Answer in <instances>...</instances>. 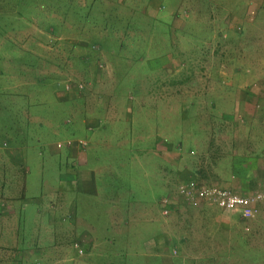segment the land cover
Masks as SVG:
<instances>
[{"label":"rangeland","instance_id":"rangeland-1","mask_svg":"<svg viewBox=\"0 0 264 264\" xmlns=\"http://www.w3.org/2000/svg\"><path fill=\"white\" fill-rule=\"evenodd\" d=\"M5 1L10 10L17 7L16 0ZM81 1L36 0V3L43 5L36 24L39 26L40 21V26L46 30L41 36V43L44 46L52 45L58 48V68L61 69L57 82L58 96L65 92L63 72L67 71L77 80H84L82 69H88L95 62L84 61L78 55L82 39L75 38L72 43V39L68 37L70 34L81 33L85 25L97 20L94 26L102 31L100 33L102 37L85 40L96 44L93 48L101 57L102 65L98 67L100 75L97 76L105 84L98 89L97 86H89L84 94L92 92L94 95L110 96L120 101L117 104L122 111L119 112L122 118L115 122L102 119L107 124L104 127L99 125L97 128L100 132L91 135L87 133L85 125L87 120L85 118L90 115L87 117V114L82 113L86 104L83 102L84 99L74 98L72 101L64 98L42 105L36 102V106L40 108L38 115H42V119L39 120L37 117L31 121L20 118L21 114H16L15 105L4 101L0 111L7 115L0 118V127L9 126L15 130L19 124L28 125L26 135L24 132L18 135L7 134L6 145L11 150L22 142L26 144L32 170V174L27 176V190L34 188L36 191L40 188L45 191L53 190L55 184L50 182L55 178L56 170L61 164L65 167L71 166V163L66 164L68 159L64 155L69 147V139L88 140L92 136L93 144L90 143L86 147V152L89 156V168H94L97 172L96 188L91 191L92 194L76 192L74 195L76 206L72 213H68L69 218L74 221L75 228L83 229L80 232L87 234L96 231L110 237L106 247L105 245L101 247L102 250H109L103 252V256L115 259L110 264H158L156 257H150L153 259L150 262L139 257L136 260L132 258L130 253L132 248L127 245L131 240L128 237L130 233L128 229H122L121 238L115 237L117 228L114 227L116 225L112 219L113 213L120 207L113 206L116 204L123 207L129 193L139 195L141 189H137L135 185L142 184L146 177L154 179L153 184L160 181L158 178L161 177V170L165 169V163L163 168L159 167L162 159L153 152L151 146L162 138L168 139V136L176 142L168 151L171 161L182 159L184 169H192L196 163L193 157L200 153L195 149V154H191L188 147L200 145L198 139L202 140L207 134L210 135L204 143L211 148L209 154L211 165L208 172L205 167L200 169L201 173L198 176L203 179L224 184L231 179V169L237 170L239 177L250 175L252 168L258 169L257 165L248 166L243 163L242 157H245L247 150L258 152L261 147L257 144L264 140V85L257 86L258 81H263L264 84V0H163L160 3L158 0H96L92 12H89L92 7H88L87 12L84 11L79 16L77 12L83 10ZM70 4L74 8V13L70 10ZM148 4L154 6L161 4L158 5L160 6L158 18H151L145 14L151 8ZM55 8L58 18L51 14ZM170 13L177 14L183 21L168 20ZM209 16L214 21H209ZM246 16L249 17V21H245ZM5 20L0 21V27L12 23L10 17ZM70 21L80 27L71 29ZM16 23L20 22L15 21ZM105 25L107 30L103 32ZM47 32L55 36H50L52 39L48 38ZM31 40V37L26 36L24 46H28ZM9 42L13 45L12 41ZM19 42L21 46L22 41ZM100 52L103 54L100 55ZM89 57L96 59L93 55ZM171 57L174 58L173 62L169 61ZM12 58L15 59L11 67L21 71L22 64L32 62L33 56L16 54ZM210 59L212 64L209 66ZM10 76L12 75L7 72L4 78ZM97 76L94 72L89 76V80L91 82L97 80ZM197 77L202 80L207 77L218 80L221 94L210 101L200 102L195 96L184 94L187 87L183 85V81L192 82ZM226 79L234 80L235 86L225 84ZM239 84L241 86L238 87ZM51 87L53 86L49 89ZM233 89H239L241 92L245 90L250 96L246 101L241 99V92L237 96H230L233 95ZM227 92L230 93L229 96ZM232 98H239L241 101H230ZM97 104L98 101H90L91 106ZM209 109L217 112L215 118L205 117L206 110ZM226 111H235L236 116L240 115L234 118L220 116V112ZM248 111L255 113L254 116L244 117L249 114ZM12 112L17 116H10ZM93 117L97 121L96 117ZM254 137L257 143L249 141ZM3 140L4 137L0 134V144L5 142ZM60 143L62 147H59ZM38 157L40 162L44 163L40 172ZM253 157H256L255 154ZM232 158H238L239 161L229 165ZM255 160L256 163L257 159ZM142 168L147 170L146 176ZM65 177L67 179V174ZM175 181L178 183V179ZM173 184L172 182L171 185ZM242 186V183H239V187ZM153 188L151 203L155 206L153 207L155 222L147 231H141L142 234L155 233L158 224L164 219L161 213H157L155 202L156 197H160L161 201L165 194L159 185H154ZM174 188L178 192V186L174 185ZM188 207L187 205L177 207L168 216L170 224L168 243L162 249V253L169 257L170 264H179L178 260H181L182 264H216L214 257L212 261L200 262L199 255L204 253L224 257L230 249L237 255L233 257L231 264H258V252L264 255V229L260 230L264 224L263 219H253L249 222L251 230H245L239 216L228 217L219 212L217 216L215 212L196 217ZM46 217L42 214V219L39 217V220L44 221ZM216 218H219V222L215 220ZM25 219L26 221H22L21 224L24 240L31 239L35 234L40 238V235L48 232L45 222L41 223L35 217L27 218L26 215ZM213 221L226 222L232 228L208 229ZM203 227L204 229H201ZM205 232L212 234L217 239V244H201L203 238L207 237ZM200 233L204 236L199 235ZM231 238L234 241L232 246L221 245V242ZM241 239L247 241V244L242 243ZM72 242L68 249L66 248L69 254L84 257L88 252V245H82L84 253L81 255Z\"/></svg>","mask_w":264,"mask_h":264},{"label":"crops","instance_id":"crops-1","mask_svg":"<svg viewBox=\"0 0 264 264\" xmlns=\"http://www.w3.org/2000/svg\"><path fill=\"white\" fill-rule=\"evenodd\" d=\"M90 1L91 0L81 1L80 5L83 7V10L78 11L77 15L81 16L84 11L87 12L88 7H92V9L89 10V12H92L96 0H92L91 3ZM158 1V3H160L163 0ZM16 2L17 7L13 10H10L6 6V1L0 0V21H6L5 19H7L8 17H10V20L12 21V23L3 24L0 27V108L2 107L1 105L4 101H9L15 105L14 107L17 110L16 114H21L20 118H24L25 120L30 119L31 121V119H37L38 117L39 120H41L42 115H38L40 112V108L39 106H36V102L39 103V105H42L45 103L50 104L57 100L61 101L64 98H68L72 101L74 100V98H78L79 100L84 99L83 102L86 103L83 106L82 113L87 114V117L90 115L88 118H85L87 119L85 121L87 133L94 135L97 132H100L97 127H99V125L100 127H104L107 124L103 121L105 119L111 122H115L116 120L120 121L122 116L119 114V112L121 110L117 104V102L120 101L110 96L105 97L103 95H94L92 94V92L84 94V91H87L89 86H97L98 89L105 84V82L101 81L98 77L100 75L99 68L102 67V65L100 64L101 57L94 51L93 48V46L96 44L95 42L85 40L95 38L97 36L102 37V35L100 34L102 31L94 26L97 24V20H93L90 25H85L84 30L81 31V33L76 35L70 34V36L68 37V39H72V43L75 38L79 37L80 39H82V41H80L81 50H78V55L84 61L95 62L88 69H82L81 72H84V80H77L73 77V75L68 74L67 71L63 72L65 73V75H63L65 82H61H64L65 84V92L59 94L58 96L57 82H59L58 77L61 74V69L59 70L58 68L59 64L57 60L58 48H54L55 46L52 45H42L41 36L46 30H44L42 26H40V21L39 26H37L36 24L37 16L41 15V9L43 5L41 6V3H36V0H16ZM70 5V10L72 13H74V8L72 4ZM158 5L154 6L152 4H148V6H150L151 8H149V11L145 14L151 18H158V13L160 11V6ZM51 14L56 18L59 17L56 8L52 10ZM211 18L212 17L209 16L208 20L214 21ZM171 19L173 21H175L176 19H178L180 22L183 21V19H181V17L177 14L170 13V17L168 20ZM15 21L20 23L15 24ZM26 21L27 25H25ZM245 21H249L248 16H246ZM69 25L73 30L74 28L78 29L80 27V25L78 26V24L73 23V21H70ZM106 30L107 26L105 25L103 27V32H105ZM114 33L118 32L114 31ZM26 36H29L32 39L31 42H29L28 46H24ZM46 36L48 38H51L55 35L48 34L47 32ZM104 36L105 34H103V37ZM120 36H122V34ZM9 41H12L13 45H10ZM19 41H22L21 46L19 45ZM8 45L10 47H8ZM209 48H211V46H209ZM54 50L57 52H53ZM16 54H21L22 56L31 54L33 56L32 62L27 61L22 64L23 66L20 65L23 69H20L21 71H18L16 70V67H11L14 63L13 60L15 59L12 58V56ZM101 54L103 53L100 52V55ZM89 55H93V57L96 59H92L91 57H89ZM169 61L173 62L174 58L171 57ZM211 64L212 63L210 59L209 66ZM4 66L8 67L9 69H4ZM67 66L68 62L66 63V67ZM66 67L64 68L62 66L63 69H66ZM7 72H9L12 76H10L9 78H4ZM94 72H96V76L98 75L97 80L94 79L91 82L89 80V76H92ZM225 84L235 86L236 83L234 82V80L226 79ZM240 84L238 85V87L241 86ZM183 85L187 87L186 91L188 92L184 94L195 96L196 99H198L197 101L199 102L205 100L210 101L212 98L215 99L216 96L221 94L218 89V80H213L212 77H207V79L204 80H202L200 77H197V79H194L192 82H187L186 80H184ZM261 85H264L263 81H258L257 86ZM50 86L53 87L49 89ZM68 86L70 87L69 89L66 88ZM81 89L83 90L81 91ZM240 92L241 91L239 89H233V95H230L229 92H227V95L237 96L240 94ZM77 93H79L78 96ZM241 93V99L243 101H246V99L250 96V94H248L249 92H246L245 90ZM229 100L241 101L239 98H232ZM90 101H98V104L91 106ZM209 110H206V116H204L215 118L217 112ZM13 113L14 112L10 113V116H17L16 114L13 115ZM248 113L249 114H246L244 117L250 118V116H254L255 114H252V112L250 111H248ZM219 114L220 116L228 118H234L236 116L235 111H226L224 113L220 112ZM6 115V113L0 111V118H4ZM239 115L237 114L236 117H239ZM93 116L96 117L97 121ZM91 117H93V119H91ZM39 124L41 125V122ZM13 129L14 128L9 126L0 127V134L2 135V137H4L3 141H5L0 144V264H110L111 261H115L114 258L112 259L107 255H104L105 257L103 256V252H109V250H102L101 248L102 245H105L104 247H106L108 242H110V237L108 235L98 234L96 233V231L89 232L87 234H85L84 232H80L83 231V229H79L78 227L75 228L74 221L72 222L71 218H69L68 216V213H72L74 207L76 206L74 204V195L76 194V192L81 191L83 194H92L91 191L96 188L95 178L97 172L96 169L89 168V156L86 152V147L90 143L93 144L91 140L92 136L88 138V140L79 139L78 141H71L69 139V147L66 149L67 152L64 153V155L68 159V163L66 164L71 163V166L65 167V165L63 166V164H61L60 167L62 168L59 167V169L56 170L55 178L52 182H50L55 184L53 190L48 189L47 191H45L43 190V188H40L39 191H36L34 188L27 190V176L32 174V170L28 161L29 152H27L26 144L22 142L11 150L6 145L7 134L11 133L14 135H18V133L20 134L24 132V135H26L29 130L28 125L19 124V126L15 130ZM208 137L210 138V135L207 134L204 139H198L200 145H195L194 148L188 147V150H190L191 154H195V149H198L200 153L196 157H193L196 160V163L194 168L192 169H184L182 159L179 161H171L168 151L172 149V146L174 147L176 145V142H173L170 136H168V139L162 138L156 143H153L151 149L164 161L163 162L161 160L159 167L163 168V165L165 163V169L161 170V177L158 178V180L160 179V181L153 184L154 179L146 177L143 180L144 182L142 184L138 185L136 183L135 185L137 189H141L139 195H133L132 193H129L125 199V203H123V207L122 205L119 206L116 204L113 206L115 208L120 207L115 212L113 211L114 213L112 221L116 225L114 227L117 228L115 237L121 238L122 229H128L130 231V233H128V237H130L131 240L127 242V245L132 248V251L130 253L132 254L131 256L133 259L136 260V258L139 257L150 262L151 260H153L150 257H156L158 258V264H170L169 257L162 253V249L165 248L168 243V231L170 230L168 216L173 211H175L177 207L180 206H189L188 208L192 209V212L196 214V217H202L204 215L215 212L216 215L219 212V214L228 217L239 216L244 223L242 227L245 230H251L249 222L253 219H263L264 222V203L261 204L260 212L254 218L246 219L243 218L238 212L227 211L216 205H210L207 203H187L178 200V192L174 188V185L179 186L182 181L190 179L197 180L201 184H214L233 188L234 190L242 193H250L252 191H255L264 181V140L261 143L257 144L259 147H261L258 152L254 153L253 151L247 150L245 151V157H242L244 159L240 157L243 163H245L246 165L258 166L257 170H255V168H252L250 170V175L248 174L246 177L242 175L243 177H239L240 175L238 174V171L231 169V179H229L224 184L216 182L214 180L211 181L210 179L206 180L198 176L199 173H201L200 169L205 167V170L207 169L206 172H208V169L211 165L209 155L211 152V148L207 147L204 143L208 139ZM250 140L257 143L255 137L254 139H249V141ZM79 141H83L86 144L80 145ZM60 144L61 146L59 147H62V143ZM144 149H146V147ZM38 154L40 156V153ZM254 154L256 157H253ZM255 158L257 159L256 163ZM38 160V172H40L42 171L44 163H42V161L40 162L39 157ZM238 161V158H232V161H230L229 165L234 164ZM200 162L202 164H200ZM196 165H198L197 168ZM142 169L144 175L146 176L147 170L144 168ZM156 169L159 170V168ZM65 174H67V179L65 177ZM176 179H178V183H176ZM257 180L258 183L256 184ZM147 182H149L150 185ZM172 182L174 183L173 186L171 185ZM239 183H242L243 186L239 187ZM154 185H159L162 193L165 194L164 198L171 197L173 203L171 204L169 214H166L164 212L165 206L163 205L164 198L162 197L161 201H159L160 197H156L157 202L155 203L157 213H161V215L164 216V219L162 223L158 224V228L155 233L151 235L150 233L142 234L141 231H147L153 226V223L155 222V214L153 209V207L155 208V206L154 203H151ZM116 197H119V195H116ZM114 200L116 202V199ZM42 214H44L45 217L47 215H50L51 217L49 218V216H47L44 221H41L39 220V217L42 219ZM219 214L217 216H219ZM25 215L27 216V218L35 217L41 223L45 222L47 224L45 228L48 227L47 229L49 233L47 232L43 236L40 235V238H38L39 235L35 234L31 239L24 240L21 233V224L22 221H26ZM221 215L220 217H222ZM215 220L219 222V218H216ZM209 226L210 227H208V229L221 227H224L226 229L232 228L231 225L226 222L217 223L213 221V223H210ZM38 229L39 228H36V230ZM201 229H204V227ZM263 229L264 224L260 230ZM253 231H255L254 227ZM199 235H202V233H200ZM205 235L207 237L203 238L204 241H201V244H217L218 241L212 234H207V232H205ZM202 236H204V234ZM137 239L139 241H136ZM71 241H73L72 245H74V247L75 243H79L80 247L78 248V250H80V248L83 249L82 245H88V247L86 246L88 252H86V255L84 254V257H74V254H69V250L67 251L66 248L68 249V245L71 243ZM241 241L242 243L247 244V241H245L244 239H241ZM223 244L232 246L234 244L233 238H231V240L227 239L225 242H221V245ZM258 244L261 245V242L258 241ZM97 247H99L100 249H98ZM233 251V249H230L224 257H222V255H205L204 253H201V255H199L200 257H198L200 259V262L212 261V258L214 257V260H216V264L217 262H221L222 264H231V262L233 261V257H237V255L234 254ZM83 253L84 250L83 252H80L81 255ZM257 258L258 264H264V255L261 254L260 251L257 254ZM193 260L196 261L197 259ZM178 263L182 264L181 260H178Z\"/></svg>","mask_w":264,"mask_h":264},{"label":"built area","instance_id":"built-area-1","mask_svg":"<svg viewBox=\"0 0 264 264\" xmlns=\"http://www.w3.org/2000/svg\"><path fill=\"white\" fill-rule=\"evenodd\" d=\"M79 144L86 143L79 141ZM177 197L181 202L216 205L227 211L238 212L243 218L249 219L260 212V206L264 203V181L255 191L242 193L233 188L201 184L197 180L190 179L179 184ZM172 203L171 197L163 199L166 214H169ZM75 247H80L78 242L75 243ZM79 251L83 252V249L80 248Z\"/></svg>","mask_w":264,"mask_h":264}]
</instances>
